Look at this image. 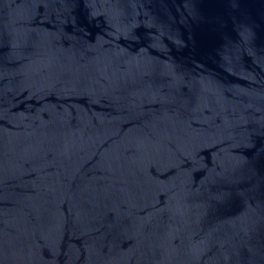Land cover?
<instances>
[{
	"label": "water",
	"instance_id": "1",
	"mask_svg": "<svg viewBox=\"0 0 264 264\" xmlns=\"http://www.w3.org/2000/svg\"><path fill=\"white\" fill-rule=\"evenodd\" d=\"M0 264H264V0H0Z\"/></svg>",
	"mask_w": 264,
	"mask_h": 264
}]
</instances>
